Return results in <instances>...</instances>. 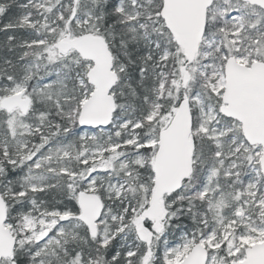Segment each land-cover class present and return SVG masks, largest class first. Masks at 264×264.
<instances>
[{
	"label": "snow or ice",
	"instance_id": "1",
	"mask_svg": "<svg viewBox=\"0 0 264 264\" xmlns=\"http://www.w3.org/2000/svg\"><path fill=\"white\" fill-rule=\"evenodd\" d=\"M0 264H264V0H0Z\"/></svg>",
	"mask_w": 264,
	"mask_h": 264
}]
</instances>
